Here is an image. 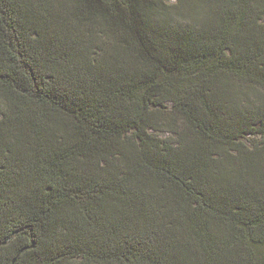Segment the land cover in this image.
Segmentation results:
<instances>
[{
  "label": "trees",
  "instance_id": "trees-1",
  "mask_svg": "<svg viewBox=\"0 0 264 264\" xmlns=\"http://www.w3.org/2000/svg\"><path fill=\"white\" fill-rule=\"evenodd\" d=\"M0 264H264V0H0Z\"/></svg>",
  "mask_w": 264,
  "mask_h": 264
},
{
  "label": "rangeland",
  "instance_id": "rangeland-1",
  "mask_svg": "<svg viewBox=\"0 0 264 264\" xmlns=\"http://www.w3.org/2000/svg\"><path fill=\"white\" fill-rule=\"evenodd\" d=\"M253 138H254L253 136H249V137H247V138L245 139V141H246V142H249V141L253 140Z\"/></svg>",
  "mask_w": 264,
  "mask_h": 264
}]
</instances>
